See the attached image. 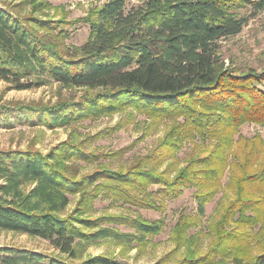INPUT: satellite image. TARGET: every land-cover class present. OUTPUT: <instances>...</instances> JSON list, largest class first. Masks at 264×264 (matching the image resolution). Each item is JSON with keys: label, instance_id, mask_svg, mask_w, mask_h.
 <instances>
[{"label": "trees", "instance_id": "16d2710c", "mask_svg": "<svg viewBox=\"0 0 264 264\" xmlns=\"http://www.w3.org/2000/svg\"><path fill=\"white\" fill-rule=\"evenodd\" d=\"M45 6L33 1L20 15L0 4V80L26 90L46 78L83 91L51 104L8 102L0 107L4 120L55 129L130 109L129 119L135 111L151 127L170 122L162 139L127 167L114 168L106 158L131 145L106 153L88 147L101 131L69 136L45 153L1 149L0 229L40 237L59 254L4 245L0 264H76L83 244L100 239L142 247L165 221L137 210L162 211L184 189H194L197 214L177 217L175 247L185 251L176 264H264V140L239 132L245 123L264 126V68L225 65L220 52V41L249 19L263 14L264 24V0H106L74 20L36 13ZM78 23L88 26L86 41L64 45L65 27ZM188 142L197 150L175 168ZM222 190L221 213L207 226L203 250L187 231ZM72 196L74 207L64 214ZM96 201L130 212L98 213ZM78 264L118 262L99 254Z\"/></svg>", "mask_w": 264, "mask_h": 264}, {"label": "rangeland", "instance_id": "374dc122", "mask_svg": "<svg viewBox=\"0 0 264 264\" xmlns=\"http://www.w3.org/2000/svg\"><path fill=\"white\" fill-rule=\"evenodd\" d=\"M33 1H43L47 6L38 14L48 16L63 15L66 20H74L86 14L92 6H98L106 0H0L5 5L20 15H27ZM144 0H129L130 4L141 3ZM66 35L63 44L66 46H80L88 37V26L78 23L75 26L65 27ZM220 52L225 65H231L243 70L248 67L260 70L264 68V24L263 14H258L249 19L241 32L235 36L220 41ZM40 85L26 90H15L4 81L0 80V107L8 102L31 101L41 103H54L64 98H77L83 90L60 86L50 79H43ZM127 110L101 116L97 119H85L67 127L47 129L41 125H32L29 122L11 117L10 121L4 120L0 115V150L26 148L28 146L38 148L45 153L57 142L72 137L76 140L89 138L98 131L103 134L100 138L90 139L89 148L96 152H109L130 148L122 156L106 158L112 167H127L134 162L135 158L149 152L164 136L170 121L159 122L151 127V119L145 115L131 112L132 118L127 117ZM120 124V125H119ZM118 125L116 128H113ZM151 127V128H150ZM240 134L251 137L259 134L264 140V126L253 123H245L239 128ZM195 144L188 142L177 153L175 168L182 167L189 156L196 151ZM170 162V161H169ZM167 162L160 166L159 170L165 167ZM226 176L223 178V183ZM223 191L217 193L213 200L205 205L204 215L198 216L200 223L193 225L188 231L189 237H196L202 244L204 250L211 235L207 226L219 216V208L223 201ZM77 196L70 197V202L64 214L70 212L74 207ZM97 212H120L129 211L126 207L119 205L107 207V201H96ZM130 212V211H129ZM180 212L190 216H196L197 204L194 198V189H184L182 194L173 200H168L162 211L138 209L137 213L146 219L163 218L164 229L157 235L151 237L146 245L132 247L118 244L109 239H100L95 242L83 244L80 258L75 259L78 264L88 257L106 254L118 264H176L182 257L185 247L176 249L173 228ZM122 230H129L120 227ZM19 246L44 253H59L49 242L35 236L24 233L0 229V246ZM64 258L63 255H60Z\"/></svg>", "mask_w": 264, "mask_h": 264}]
</instances>
